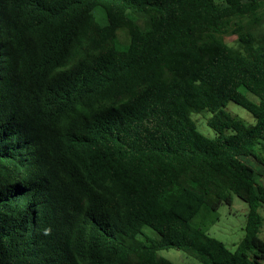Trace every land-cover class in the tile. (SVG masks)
<instances>
[{
	"label": "trees",
	"instance_id": "obj_1",
	"mask_svg": "<svg viewBox=\"0 0 264 264\" xmlns=\"http://www.w3.org/2000/svg\"><path fill=\"white\" fill-rule=\"evenodd\" d=\"M263 206L264 0H0V264H263Z\"/></svg>",
	"mask_w": 264,
	"mask_h": 264
},
{
	"label": "rangeland",
	"instance_id": "obj_2",
	"mask_svg": "<svg viewBox=\"0 0 264 264\" xmlns=\"http://www.w3.org/2000/svg\"><path fill=\"white\" fill-rule=\"evenodd\" d=\"M225 38L229 44L236 45L237 35H228ZM248 96L252 100L257 99L253 94H248ZM226 109L246 123L255 122L253 115L248 110L233 101L228 103ZM209 116L211 113L208 111L193 114L199 130L212 137L215 135V131L207 124ZM248 210V203L233 193L230 204L222 203L216 210L204 208L193 222L200 225L209 235L224 241L231 249H235L245 235ZM261 212L264 218V206L261 208ZM147 231L152 233L149 229ZM262 236L264 237V223ZM160 254L176 264H202L196 258L177 249L162 250Z\"/></svg>",
	"mask_w": 264,
	"mask_h": 264
},
{
	"label": "built area",
	"instance_id": "obj_3",
	"mask_svg": "<svg viewBox=\"0 0 264 264\" xmlns=\"http://www.w3.org/2000/svg\"><path fill=\"white\" fill-rule=\"evenodd\" d=\"M263 264H264V260H263Z\"/></svg>",
	"mask_w": 264,
	"mask_h": 264
}]
</instances>
